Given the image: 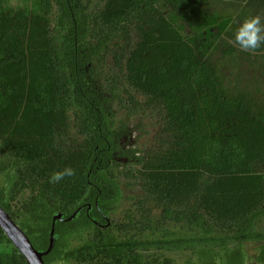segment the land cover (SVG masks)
I'll use <instances>...</instances> for the list:
<instances>
[{
    "label": "trees",
    "instance_id": "trees-1",
    "mask_svg": "<svg viewBox=\"0 0 264 264\" xmlns=\"http://www.w3.org/2000/svg\"><path fill=\"white\" fill-rule=\"evenodd\" d=\"M257 14L264 0H0V206L41 252L64 216L46 264H175L180 252L246 264L247 243L264 264V102L231 92L209 60L224 38V56L263 54L233 44ZM112 55L132 112L161 122L142 158L124 150L130 136L121 148L93 83ZM114 154L137 164L124 177L141 190L117 223ZM66 166L75 175L49 183ZM0 264H28L1 228Z\"/></svg>",
    "mask_w": 264,
    "mask_h": 264
},
{
    "label": "rangeland",
    "instance_id": "rangeland-1",
    "mask_svg": "<svg viewBox=\"0 0 264 264\" xmlns=\"http://www.w3.org/2000/svg\"><path fill=\"white\" fill-rule=\"evenodd\" d=\"M16 5L17 2H14L13 6ZM87 7L88 10L93 11L97 8V4L91 2ZM238 23L240 26L242 21ZM222 42L229 43V40L227 38L222 39L217 49L212 52L209 60L213 68L218 71V74L225 78V87L230 88L231 92L236 94L253 91V93H256L257 100L264 102V53L259 55L238 53L237 57H227L221 52ZM113 57V55L108 57L106 63L97 69L94 73L93 83L98 94L104 100L107 117L113 124L112 129L122 138V141H120L121 148L125 141L124 138L130 136L124 145V150L135 152L136 158H142L148 150L159 145L161 122L158 115L153 114L151 110L142 108L132 112L133 104L125 97L123 87H115L117 81L114 83L113 78L117 74L114 69ZM257 88L259 92H256ZM135 95L137 100L144 105V99L137 94ZM73 121L74 119H72V124ZM72 131L74 134L77 132L76 125L73 126ZM114 155L116 160L120 159L118 155ZM120 160L119 162L123 163V167L120 171H116L120 199L117 203L112 204L109 216L110 220L116 223L124 218L128 210L134 212L133 209L137 208L136 203L141 198L139 185L124 177V172L130 167H136L137 164L133 161L130 163L126 158ZM137 214L139 213L137 212ZM244 254L247 256L246 264H258L256 258L259 254V244H245ZM168 256L174 260L175 264H186L189 258L196 260V256L191 253L180 252Z\"/></svg>",
    "mask_w": 264,
    "mask_h": 264
},
{
    "label": "water",
    "instance_id": "water-1",
    "mask_svg": "<svg viewBox=\"0 0 264 264\" xmlns=\"http://www.w3.org/2000/svg\"><path fill=\"white\" fill-rule=\"evenodd\" d=\"M81 210H78L72 217L66 221H73ZM64 220L62 214H58L53 219L52 229L50 232L49 247L46 251H38L27 234L12 220L8 213L0 206V228L8 237L10 242L19 250L24 256L28 264H46L44 258L49 256L55 247L56 243V223ZM110 225V222H109Z\"/></svg>",
    "mask_w": 264,
    "mask_h": 264
},
{
    "label": "clouds",
    "instance_id": "clouds-1",
    "mask_svg": "<svg viewBox=\"0 0 264 264\" xmlns=\"http://www.w3.org/2000/svg\"><path fill=\"white\" fill-rule=\"evenodd\" d=\"M234 46H238L241 51L254 53L264 46V17L252 15L246 18L237 28L233 40ZM75 175V169L66 166L60 171L53 172L49 178V183H58L65 177Z\"/></svg>",
    "mask_w": 264,
    "mask_h": 264
},
{
    "label": "flooded vegetation",
    "instance_id": "flooded-vegetation-1",
    "mask_svg": "<svg viewBox=\"0 0 264 264\" xmlns=\"http://www.w3.org/2000/svg\"><path fill=\"white\" fill-rule=\"evenodd\" d=\"M91 207H89V209H90Z\"/></svg>",
    "mask_w": 264,
    "mask_h": 264
}]
</instances>
